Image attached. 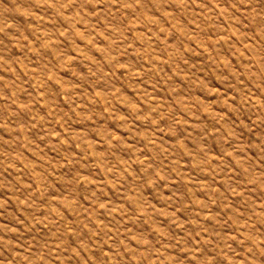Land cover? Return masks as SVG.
I'll list each match as a JSON object with an SVG mask.
<instances>
[{
  "label": "rangeland",
  "instance_id": "rangeland-1",
  "mask_svg": "<svg viewBox=\"0 0 264 264\" xmlns=\"http://www.w3.org/2000/svg\"><path fill=\"white\" fill-rule=\"evenodd\" d=\"M0 264H264V0H0Z\"/></svg>",
  "mask_w": 264,
  "mask_h": 264
}]
</instances>
